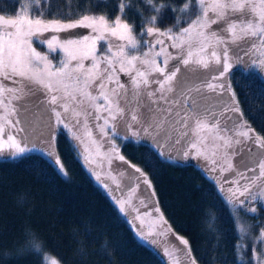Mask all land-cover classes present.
Returning a JSON list of instances; mask_svg holds the SVG:
<instances>
[{"label":"snow or ice","instance_id":"snow-or-ice-1","mask_svg":"<svg viewBox=\"0 0 264 264\" xmlns=\"http://www.w3.org/2000/svg\"><path fill=\"white\" fill-rule=\"evenodd\" d=\"M4 7L0 0V154L7 149L15 160L39 152L67 177L57 148L65 137L119 213L132 217L138 239L157 246V255L162 247L167 264L197 259L161 211L150 173L117 141L149 147V166L155 158L215 173L213 193L237 225L238 264H264V226L252 234L241 221L257 205L264 210V136L243 119L227 79L237 65L264 70V0H16L11 13ZM77 28L91 35H59ZM145 217L153 218L146 230ZM81 235H91L86 226ZM21 236L11 250L0 247V264H56L39 235L22 229ZM75 243L83 257L85 245Z\"/></svg>","mask_w":264,"mask_h":264},{"label":"trees","instance_id":"trees-1","mask_svg":"<svg viewBox=\"0 0 264 264\" xmlns=\"http://www.w3.org/2000/svg\"><path fill=\"white\" fill-rule=\"evenodd\" d=\"M2 3L4 12L15 10L16 0ZM227 79L236 93L243 119L264 136V75L257 68L237 65ZM117 144L132 163L150 173L161 211L173 230L189 240L197 264H238L234 252L237 225L223 196L213 193L215 173H202L182 162L155 158L149 166V147L120 140ZM57 148L67 177L49 167L39 152L15 160L7 149L0 154V247L11 250L14 241L22 239V229H30L42 238L44 255L58 264H167L162 247L157 255V246L138 239L129 223L132 217L119 213L103 185L69 150L65 137H57ZM116 164L121 169L126 167L119 161L113 167ZM104 168L107 172L106 163ZM21 194L26 197L23 206L17 203ZM257 211V218L241 214V221L251 226V233L255 222L258 229L264 226V210L257 205ZM152 220L145 217L147 228ZM85 226L91 233L87 239L81 235ZM76 240L85 245L83 257L77 253ZM7 264L35 262L28 258Z\"/></svg>","mask_w":264,"mask_h":264},{"label":"rangeland","instance_id":"rangeland-1","mask_svg":"<svg viewBox=\"0 0 264 264\" xmlns=\"http://www.w3.org/2000/svg\"><path fill=\"white\" fill-rule=\"evenodd\" d=\"M73 34H75L76 36H78V38H80V39H83V37L85 36V35H91V31H90V29H87V28H77V29H72V30H70L69 32H65V33H60L59 35L60 36H71V35H73ZM51 34H48V33H46L45 34V36H50ZM99 45L100 46H103V42L101 41V42H99ZM34 46L35 47H37V49L39 50V51H42V52H47L48 51V49H47V45L46 44H44V45H40V44H38V43H34ZM62 55V53H52V56H50V58H52V57H56V59H59L60 58V56ZM85 63L87 64V63H89L88 61H85ZM243 68H245L244 66H243ZM247 68H249V67H247ZM261 71V73L264 75V70H260ZM122 79H126L125 77H122ZM231 114V113H230ZM237 115H239V114H237ZM173 155H175V153L173 152ZM238 159H240V158H238ZM238 161V160H237ZM142 211H143V208H142ZM257 215H259V211H257V214L254 216V218H257L258 216ZM148 220V219H147ZM253 221V220H252ZM255 221H253V223H254ZM137 224H138V222H136ZM255 226V229H253V231H252V234H258L259 233V231H260V229H258V226H257V222H255V224H254ZM256 228H257V230H256ZM147 229V227H146V225H145V230ZM48 260L49 261H51L52 259H49L48 258ZM56 264H58L57 262H56Z\"/></svg>","mask_w":264,"mask_h":264},{"label":"flooded vegetation","instance_id":"flooded-vegetation-1","mask_svg":"<svg viewBox=\"0 0 264 264\" xmlns=\"http://www.w3.org/2000/svg\"><path fill=\"white\" fill-rule=\"evenodd\" d=\"M238 158H240V157H238Z\"/></svg>","mask_w":264,"mask_h":264}]
</instances>
